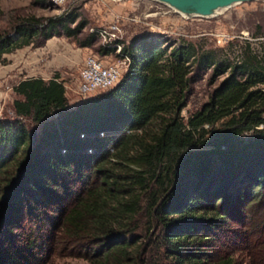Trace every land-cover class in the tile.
<instances>
[{
  "label": "trees",
  "instance_id": "1",
  "mask_svg": "<svg viewBox=\"0 0 264 264\" xmlns=\"http://www.w3.org/2000/svg\"><path fill=\"white\" fill-rule=\"evenodd\" d=\"M77 17L11 19L0 61L76 37L86 24L70 27ZM119 42L118 54L99 48L130 59L119 82L72 109L57 73L14 86V117L0 118V264H37L52 242L42 212L54 206L89 264H233L210 259L208 237L233 214L264 208V42L245 41L236 59L147 34ZM209 70L211 83L226 75L184 120L191 85ZM22 211L34 237L7 238Z\"/></svg>",
  "mask_w": 264,
  "mask_h": 264
},
{
  "label": "rangeland",
  "instance_id": "2",
  "mask_svg": "<svg viewBox=\"0 0 264 264\" xmlns=\"http://www.w3.org/2000/svg\"><path fill=\"white\" fill-rule=\"evenodd\" d=\"M71 11L78 17L70 27H74L78 20L86 22L76 37L60 33L47 39L42 46L28 45L3 55L4 60L0 61V118L14 117L12 103L20 98L14 92V86L27 77L48 79L57 73L64 82L70 109L89 98L76 92L84 57L93 54L106 63H113L119 58L114 54L102 56L98 38L88 48L83 47L81 41L92 33L91 29L115 21L120 28L118 36L124 43L134 36L147 34L169 44L189 41L199 49H211L229 59H236L245 41L250 42L254 49L264 42V0L237 4L207 18L181 15L154 0H65L61 5H55L51 0H0V32L11 19L35 17L46 26L50 19ZM225 75L218 76L211 83L209 70L194 81L180 116L186 120L208 99L209 93ZM58 210V206L43 209L42 213L46 215L42 216L44 224L52 225V242L42 248L36 257L37 264H89L80 245L69 242L60 229L55 219ZM263 215L264 208L250 215L233 214L228 223L208 237L212 240L204 247V252L210 255L212 261L229 258L233 264H264ZM31 224L28 213L22 211L8 227L11 232L6 231L5 235L7 238L32 239L34 234L29 233L33 228Z\"/></svg>",
  "mask_w": 264,
  "mask_h": 264
},
{
  "label": "built area",
  "instance_id": "3",
  "mask_svg": "<svg viewBox=\"0 0 264 264\" xmlns=\"http://www.w3.org/2000/svg\"><path fill=\"white\" fill-rule=\"evenodd\" d=\"M55 5H61L65 0H51ZM101 43V47L112 48L114 54L120 53L122 43L118 33L120 28L115 22L99 28L91 29ZM119 60L113 63H106L101 58L88 54L84 57L79 69V84L77 93L87 98L92 94L112 88L115 86L126 70L130 59L127 56L118 57Z\"/></svg>",
  "mask_w": 264,
  "mask_h": 264
},
{
  "label": "water",
  "instance_id": "4",
  "mask_svg": "<svg viewBox=\"0 0 264 264\" xmlns=\"http://www.w3.org/2000/svg\"><path fill=\"white\" fill-rule=\"evenodd\" d=\"M185 16L212 17L222 10L253 0H154Z\"/></svg>",
  "mask_w": 264,
  "mask_h": 264
}]
</instances>
